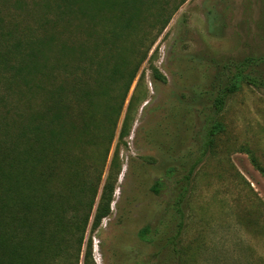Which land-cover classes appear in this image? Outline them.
<instances>
[{
  "label": "rangeland",
  "instance_id": "1",
  "mask_svg": "<svg viewBox=\"0 0 264 264\" xmlns=\"http://www.w3.org/2000/svg\"><path fill=\"white\" fill-rule=\"evenodd\" d=\"M58 2L0 0V264H82L88 240L94 264H264V176L251 159L264 166V91L238 80L215 113L211 86L228 60L264 58V0H143L123 42L135 53L118 61L146 54L111 144L102 137L111 120L104 106L119 102L126 79L94 71L108 96L93 137L60 144L47 135L6 137L26 105L3 62L15 65L27 43L53 34L47 59L71 63L76 56L61 54V43L76 44L85 29L100 41L115 20L106 9L95 26L79 13L53 24ZM109 43L99 45L95 62ZM246 72L263 75L264 62ZM126 113L129 135L118 138ZM212 123L218 128L208 146ZM99 173L95 200L109 181L110 214L94 231L91 217L81 233L75 226ZM30 251L37 256L31 262L16 258Z\"/></svg>",
  "mask_w": 264,
  "mask_h": 264
},
{
  "label": "trees",
  "instance_id": "2",
  "mask_svg": "<svg viewBox=\"0 0 264 264\" xmlns=\"http://www.w3.org/2000/svg\"><path fill=\"white\" fill-rule=\"evenodd\" d=\"M142 4L143 0H60L55 5L52 20L48 19L53 24L62 20L64 16L79 13L81 17H87L88 21L95 26L100 18L99 13L106 9L112 12V18L115 17V20L110 21L109 28L102 29L104 35L100 41L90 40L92 32L85 29L82 31L85 37L83 36L82 40L76 42V44L61 43L58 48L61 54L76 56V60L71 61V63L47 59V54L56 48L53 34L38 36L27 43V50H24L15 65H9L7 61L3 62V68L10 71L22 87L20 95L26 105V109L19 115L20 119L13 120L16 127L13 135L4 132L6 137L25 138L31 134L47 135L58 143L69 141L70 138L93 137V129L95 130L97 127L94 118L100 113L99 102L105 96H108V88H106L108 85L95 82L96 77L92 76L94 71L98 74L104 73L113 81L121 78L126 79L125 92L119 102L115 105L107 103L104 106L105 110L103 112H107L111 120H109V127L102 137L108 138L110 145L116 136L125 94L129 90L146 54L139 56L140 58L138 57L137 61L132 59L130 62H124L123 64H119L118 61L122 57L128 58L135 53L130 47L126 48L123 42L127 35L135 30ZM73 5L74 8H72ZM169 18L170 16H167L162 21V28L167 25ZM89 29L93 30L94 27L90 26ZM107 42L110 43L106 46L105 53L101 54V57L104 58L103 62H95L94 59L99 55V45L101 44L104 47ZM13 46L15 52L20 54L19 43ZM260 62H264V58L251 56L242 60H228L221 66L218 72L220 73L218 74V81L211 83L214 90L212 106L215 113L222 111L228 96L236 90L238 80L264 91V74L246 72L248 67L257 65ZM125 64L129 66H125ZM59 73L63 77L57 76ZM153 76L155 78L161 76L155 67H153ZM58 77L60 78L59 82H57ZM66 78L72 80H65ZM129 120V114L126 113L117 134L118 138L129 135ZM217 128L218 123H212L209 127L208 134L210 137L207 139L206 145H212L213 135ZM251 159L264 176V166H260L253 155H251ZM100 177L101 173L97 176L96 184L91 190V198L85 206L86 212L82 223L75 226L77 231L81 233H84L91 217L90 230L94 231L99 226L102 218L110 214L114 187L109 181H105L96 203ZM84 191L85 187L82 189L81 194ZM94 204L96 205L92 213ZM73 218H76L75 213L72 215ZM146 230L142 229L140 236H144ZM1 231L0 228V236L3 235ZM23 249L28 250L27 248ZM29 254L16 256V258L24 262H31L32 259L37 258L31 251ZM82 264H94L91 255V240H88L86 244Z\"/></svg>",
  "mask_w": 264,
  "mask_h": 264
}]
</instances>
